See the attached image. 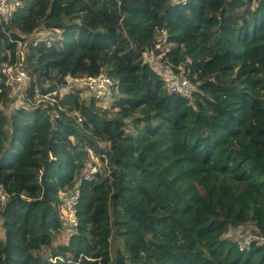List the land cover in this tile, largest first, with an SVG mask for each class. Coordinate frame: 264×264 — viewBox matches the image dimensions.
<instances>
[{
    "label": "trees",
    "instance_id": "trees-1",
    "mask_svg": "<svg viewBox=\"0 0 264 264\" xmlns=\"http://www.w3.org/2000/svg\"><path fill=\"white\" fill-rule=\"evenodd\" d=\"M22 1L0 19V65L20 41L29 96L64 92L54 118L46 104L0 108V264H264L263 247L226 237L248 224L264 235V105L250 103L248 68L264 69V0ZM160 28L164 62L192 61L191 100L142 61ZM40 29L50 45L29 41ZM102 72L109 94L65 85ZM0 88L1 105L3 76ZM91 155L101 166L84 180ZM78 180L66 222L60 195Z\"/></svg>",
    "mask_w": 264,
    "mask_h": 264
},
{
    "label": "clouds",
    "instance_id": "clouds-1",
    "mask_svg": "<svg viewBox=\"0 0 264 264\" xmlns=\"http://www.w3.org/2000/svg\"><path fill=\"white\" fill-rule=\"evenodd\" d=\"M186 2V0L184 1H179V2H174L173 0H169V3L170 4H184ZM23 3V1H22ZM19 9V8H18ZM17 9V10H18ZM9 20V19H8ZM162 30L165 31V34H166V39H165V42L159 47V48H156L155 47V43L157 42L158 39L162 38L163 37V34H162ZM39 31H44L42 29H40ZM46 31V30H45ZM48 32V31H47ZM48 35H49V38L46 39V43L48 45H50V39H51V36L52 35L50 32H48ZM38 39H41L43 40L42 38H38ZM169 34L167 32V30L165 28H160L157 30V33H156V38L153 40V42L149 45V47H145L142 52H141V58H142V61L143 63H146L154 72H156L159 77L163 80L164 82V86H165V89L168 93L170 94H178L184 98H188V99H192L193 98V94L195 92H197L199 89H198V85L196 82H194L193 80H191V76H192V61L190 59H186L185 61L181 62L180 64L178 65H175L173 68L170 64H167L164 62L163 58H164V54L167 50H169L173 45L169 42ZM49 41V43L47 42ZM17 47H16V52H15V60L17 58V53L19 52H22L24 54V57H25V64H26V60H27V53H26V49H23L22 48V44L20 41H17ZM163 49V50H162ZM28 50V49H27ZM149 51H152L153 53V56H154V61L151 64H149L148 62H146L144 60V57H145V53L146 52H149ZM6 63H9V62H6ZM13 63V62H12ZM180 65H183L184 66V72H183V76L187 79V82H188V86H187V89L183 92H178V91H169L167 89V80H166V75L162 73V71L164 70H167L169 71L170 74H175V75H179L180 74V69H179V66ZM1 66L2 64L0 65V70H1ZM104 74H106L105 72H102ZM100 73V74H102ZM99 75V74H98ZM97 75V76H98ZM89 75H82V76H66L65 79H66V87H70L71 85H74V86H77V87H84L86 85L82 84V83H77V82H74L72 81V79L74 78H78V79H81V78H85ZM106 76L110 79V81L112 82L111 78L106 74ZM27 77L30 79L28 73H27ZM89 77H96V76H89ZM1 81H2V78H1ZM70 81H72V83H69ZM29 83H30V80H29ZM1 84V82H0ZM4 85H5V78H4ZM6 86V85H5ZM112 86V85H111ZM7 87V90L9 92V90H11V88L9 86H6ZM89 87V86H88ZM13 90V89H12ZM65 90V88L63 89ZM60 92H64V91H60L59 90V93ZM58 91H52V92H49L47 94H42L43 96H48V101H49V104L52 106V102H53V98L59 94ZM0 94H1V88H0ZM51 114V117L54 118V116L56 117V113L53 109H48ZM97 158V157H96ZM90 167H95V171L90 169V173L91 175L94 177V173L97 171V165L96 164H91ZM81 178H83L84 180H91L93 178H89L87 175H86V172L84 171L83 172V175L81 176ZM81 180V179H80ZM80 180H78V182L76 183V186L71 188L70 190H68L67 192H63L60 196H61V205H62V210H63V215L67 217V219L65 220L66 222H69V221H74L73 217H74V206L75 204L77 203L78 201V197H79V184H80ZM2 188V187H1ZM3 190V189H2ZM4 193H1L0 192V209L3 207V205L7 202V200L10 198V194L6 191V190H3ZM68 196H75V202L72 204V212L70 213V211H67L64 207H63V199L65 197H68ZM1 223H2V219H0V226H1ZM73 229L72 230H68V232L72 233ZM1 232V231H0ZM3 232V231H2ZM2 232H1V236H2ZM227 234H229L231 236L228 237L230 238L231 240L233 241H237L238 242V249L240 251H247L249 250L251 247H263L264 248V245H256L254 242H252L250 244V246L248 248H241L242 246V242H243V239L246 235L248 234H256V235H260L264 238V235L260 234L254 225H251V224H248V225H239V226H235V227H231L228 232L226 233V237H227ZM235 237V238H234ZM49 260H51V258L49 257L48 258Z\"/></svg>",
    "mask_w": 264,
    "mask_h": 264
},
{
    "label": "built area",
    "instance_id": "built-area-1",
    "mask_svg": "<svg viewBox=\"0 0 264 264\" xmlns=\"http://www.w3.org/2000/svg\"><path fill=\"white\" fill-rule=\"evenodd\" d=\"M174 2H181L184 0H173ZM22 6V0H0V19L8 20L10 19L14 12ZM163 34V37L158 39L157 42L155 43V47L159 48L166 39V34L165 31H161ZM144 60L148 62L149 64L152 65L154 61V56L152 51L146 52ZM24 67H25V57L22 52L17 53V58L15 62L13 63H3L1 66V74L5 78V85L9 86L11 89H15L14 86L17 85L20 81L24 80L27 78V75L24 72ZM180 74L175 75V74H170L169 71L164 70L162 71L163 74L166 76L167 80V89L169 91H178V92H183L187 89L188 82L187 79L182 75L184 72V66L180 65ZM0 76V82L1 78ZM72 81L77 82V83H82L86 86H89V88H92L95 90V95L96 97H100L97 95V91L99 88L102 90H105L104 94H109L111 91V85L112 82L110 79L106 76V74L102 73L99 74L96 77H85V78H74ZM70 81L69 83H72ZM102 91H100L99 95H102ZM0 192L4 193L1 186H0ZM75 196H68L63 199V207L67 210L72 212V204L75 202ZM254 242L256 245H264V238L260 235L256 234H248L244 237L242 246L241 248H248L250 244Z\"/></svg>",
    "mask_w": 264,
    "mask_h": 264
},
{
    "label": "rangeland",
    "instance_id": "rangeland-1",
    "mask_svg": "<svg viewBox=\"0 0 264 264\" xmlns=\"http://www.w3.org/2000/svg\"><path fill=\"white\" fill-rule=\"evenodd\" d=\"M28 37H29V41H31L33 38H36L37 40H40L38 38H42L43 40H46L49 38V35H48V32L45 30L44 31L36 30V32H34L32 35H29ZM47 42L49 43V41ZM25 51L28 54V50L26 49ZM248 68H249V75H250L252 86H253V90L251 91L250 103L254 105H264V69L250 62L248 63ZM28 69H29L28 65L25 64L24 72L26 75H27ZM29 80L30 79L27 77L24 80L20 81L17 85H15L14 86L15 89L9 90V93L7 94L8 95L7 97H9L8 100L0 105L1 106L0 108L7 115L10 114L13 110H16L17 108H23L27 111H32L35 109V107L39 105L43 106V104H46V107L48 109H52V106L49 104V101H48V96H43L39 90L37 91L35 89L33 97L29 96V90H28ZM100 91L103 92L102 95H105L104 93L107 92L99 88V90L97 91L98 96H102V95H99ZM89 162L90 164L87 166V168H85L84 171L86 172V175L89 178H93V176L90 173V169L95 171L96 168L90 167L91 162L97 165V169L101 166V162L99 161L98 158H96L93 155L90 156V160L88 161V163ZM67 234L68 232H66L65 230L61 231L57 235L55 243L64 242L67 239ZM0 236H1V232H0ZM227 237L231 238L229 234H227Z\"/></svg>",
    "mask_w": 264,
    "mask_h": 264
}]
</instances>
